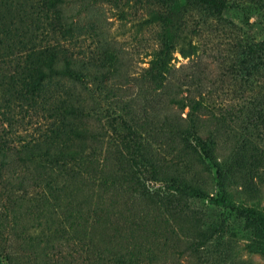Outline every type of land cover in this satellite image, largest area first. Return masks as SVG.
I'll list each match as a JSON object with an SVG mask.
<instances>
[{
    "label": "rangeland",
    "instance_id": "rangeland-1",
    "mask_svg": "<svg viewBox=\"0 0 264 264\" xmlns=\"http://www.w3.org/2000/svg\"><path fill=\"white\" fill-rule=\"evenodd\" d=\"M42 1L0 5V62L4 53L22 61L48 42L59 52L35 94L25 95L0 74L2 172L15 180L44 167V176L52 174L53 130L71 104L83 105L80 116L104 138L106 149L122 147L123 137L132 136L126 123L135 116L142 122L140 139L164 178L155 179L145 166L140 191L161 189L160 210L177 216L171 223L176 233H168V256L182 264H264V59L245 61L249 43L264 39V0H225L220 15L208 17L201 2L181 0L177 44L193 53L184 57L174 50L169 87L203 102L198 132L191 137L195 143L202 136L207 145L197 150L172 149L152 130V104L163 114L167 100L165 86L154 88L147 70L165 27L148 20L169 2L59 0L47 9ZM37 177H29L22 189L1 186L0 221L16 211L31 232L49 234L45 221L51 226L54 189ZM172 177L177 185L169 189ZM42 200L43 219L37 207Z\"/></svg>",
    "mask_w": 264,
    "mask_h": 264
},
{
    "label": "trees",
    "instance_id": "trees-1",
    "mask_svg": "<svg viewBox=\"0 0 264 264\" xmlns=\"http://www.w3.org/2000/svg\"><path fill=\"white\" fill-rule=\"evenodd\" d=\"M58 1L43 0L42 4L51 9ZM162 1L170 3L168 8L153 12L148 20L164 25L165 32L161 47L153 52L152 64L147 72L154 88L165 86L167 105L162 114L161 108L152 104V130L161 133L172 149L181 145L182 149L193 146L197 150L199 145H207L202 136L198 137L200 142L196 138L195 143L191 137L192 132H198L197 121L201 119L198 114L203 102L181 95L178 91L180 88L174 90L169 87V75L174 69V64H170L174 50L184 57L193 53L177 44L180 38V13L184 4L181 0ZM194 1L204 5L206 17L220 15L226 5L225 0ZM4 3L6 0H0L1 6ZM212 7L213 10H207ZM2 56L5 61L0 62V74L9 83L20 85L25 95H31L41 89L44 79L59 58V52L48 42L22 61H17L10 54L4 53ZM65 59L70 64L69 59ZM256 59H264V39L247 46L245 61L255 64ZM159 95L157 93L151 99ZM173 105L180 111L176 113ZM82 106L71 104L67 110L69 115L63 114L66 117L59 120L53 130L49 146L55 147L52 152L48 150L54 161L52 174L44 176L47 173L44 167L37 174L32 169L15 180L5 175L0 167V188L11 185L22 189L29 177L38 175L45 185L51 184L50 187L54 189L51 226L47 223L48 218L45 221L51 227L47 229L51 230L49 234L31 232L25 224L20 223L15 210L12 219L0 221V264H182L178 256L169 257L165 248L170 243L168 233H176L177 226L171 223L172 218L177 216L160 210L159 198L164 196L161 189L146 188L140 191L145 183L141 172L145 166L152 167L155 179H164L159 176L160 169L153 151L146 150L138 134L142 122L135 116L130 118L132 123L126 125L132 136L123 137L122 147L113 144L115 148L107 146L106 149L104 138L80 116V110L84 111ZM187 106L190 110L183 116L182 112ZM159 165L163 170V166ZM221 168L218 166L219 172ZM171 180L166 187L174 189L177 179L172 177ZM45 204L44 200L37 204L41 219L46 217ZM120 205L124 207L119 210ZM31 208L29 206L28 210ZM261 221L264 226V218ZM179 224L183 230V224Z\"/></svg>",
    "mask_w": 264,
    "mask_h": 264
}]
</instances>
